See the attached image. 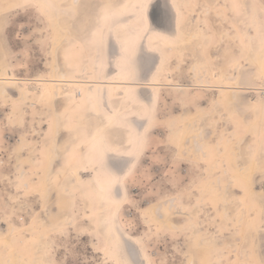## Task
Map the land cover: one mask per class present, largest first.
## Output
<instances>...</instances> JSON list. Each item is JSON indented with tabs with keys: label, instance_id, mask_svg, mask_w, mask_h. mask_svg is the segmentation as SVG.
Listing matches in <instances>:
<instances>
[{
	"label": "rangeland",
	"instance_id": "374dc122",
	"mask_svg": "<svg viewBox=\"0 0 264 264\" xmlns=\"http://www.w3.org/2000/svg\"><path fill=\"white\" fill-rule=\"evenodd\" d=\"M74 1V7L69 0L59 14L52 13L50 21L31 0H0L1 72L10 66L16 76L31 79L20 86L30 84L35 90L23 97L16 86L3 84L7 92L0 93V234L4 235L0 264H31L29 259L32 264H117L111 223L142 241L151 264H261L264 128L255 120L257 105L264 102V82L256 62V44L264 39V0H178L185 24L183 57L172 53L160 79L166 82L168 77L192 87L161 88L146 149L125 179L128 203L117 217L116 204L103 193L100 181L108 177L97 170L96 149L82 148L92 134L85 132L87 114L68 112L65 122L63 113L72 100L58 97L55 105L61 123L55 136L51 97L43 94L49 85L38 87L35 80L49 78L55 64L67 76L92 68L93 45L102 40L119 4ZM136 1L126 2L134 6ZM163 10L165 0H159L151 13L159 25L166 24L160 19ZM202 28L211 35L205 54L217 77L234 75L235 62H243L240 83L250 86V91L231 92L235 105L224 104L226 96L216 87L200 86L209 80L210 70L198 59ZM86 31L95 41L89 42ZM110 44L113 59L118 51L114 41ZM109 71L114 72V66ZM216 78L211 80L213 86L226 85L224 78ZM97 116L100 124L105 121L103 115ZM137 121L141 130L146 120ZM240 136H245L244 141H239ZM194 138L201 142L198 151L191 146ZM51 144L55 158L48 171ZM231 150L236 151L234 157ZM47 182L49 193L42 196ZM115 190L120 193L119 187ZM244 209L246 215L241 214ZM255 222L258 230L251 228Z\"/></svg>",
	"mask_w": 264,
	"mask_h": 264
},
{
	"label": "bare ground",
	"instance_id": "6f19581e",
	"mask_svg": "<svg viewBox=\"0 0 264 264\" xmlns=\"http://www.w3.org/2000/svg\"><path fill=\"white\" fill-rule=\"evenodd\" d=\"M31 1L38 6L42 14H45L47 16L48 20L52 21L51 14H59L61 7L68 4L69 0H66V3L60 2V0ZM72 1L73 2L71 4L73 5H71L70 7H74L75 3H77L74 0ZM126 1L127 0H116V2L119 4V9L114 13L116 14V16H113L111 25H109L108 30L106 29L107 32L104 34V36L102 35V40H99L100 42L97 41V44L94 43L95 45H93L94 49L92 51L93 64L91 66V70L81 71L80 73H74L72 76H67L64 72H58V70H60L59 66L55 64L54 69L52 70V74L49 78L35 79L37 83H39L38 87L42 86L40 84L49 85L48 91H45L43 94L48 92L51 97L52 108L50 109H53L54 113V119H52V121L54 124L55 136L59 134V126L61 123V115L57 111L55 105L56 99L58 97H66L67 99L72 100V105H69L70 109H68V111L66 110L63 113L65 122L69 121L66 120L67 118L69 119L70 113L68 114V112L72 113L77 110L83 112V114H87L88 125L85 132H92V134L91 136L88 135V138L85 137L86 141L84 142L82 148H86L87 150L89 146H91L96 149L95 152L98 158H96L98 161L97 170L104 172L106 176L110 178L109 180L108 178H103L100 182L103 186V193L105 194V197L108 200L114 202L116 204L115 206H117L116 210L114 211L115 217H117L118 211L121 209V207L124 204L128 203L129 197L125 179L127 176L132 174L139 158L146 149L149 131L155 121L156 104L160 99L161 88L173 87L178 90H187L192 87V84L174 82L173 80L168 79V77L166 82H162L160 79L161 72L166 68L164 67V64L172 53H177L179 57H183L184 49L182 47V43L185 39V24L180 5L178 4V0H166L169 10L166 11L167 15L164 18V20H166V24L163 23L162 25H159L153 18V14H151L154 5L159 0H137L134 3V6H131V2ZM120 4L123 5L121 6ZM240 6L241 5H239V8ZM241 7L242 9L245 8L244 5H242ZM246 13L247 11L244 12V14ZM125 16H130L127 21H123L122 19ZM93 22H95V20ZM53 28L55 33L59 34L57 30V28L59 27L56 28L53 25ZM86 32L88 33V31ZM90 32H93V29L90 30ZM64 33L66 34L65 36L67 39V37L70 36V32L66 30ZM87 36L89 37V42L95 41V37L92 34L88 33ZM198 36H200V38L202 39L200 43L202 57L200 55L198 59L201 60L203 66H207L210 68V65L212 64L205 54V49L211 35L206 33L202 28L198 31ZM261 40L262 42H257L256 44L258 49L256 51V62L258 63V67H260V74L264 82V39ZM111 41H114L118 51V55H116V57L113 59L110 58L112 53L110 44ZM250 44L252 45L251 41ZM63 60L64 64H66L67 60L65 56H63ZM235 63L236 67L234 66V75L230 74V76H227L226 74H224L220 77L218 76L220 80L224 78L226 85L218 84L213 86L211 84V80H215V78L217 77L216 71L212 68H210L209 72H207L209 78L207 83L200 84V86L206 89H212L216 87L220 90V92H224V95L226 96L224 104L229 106H231V102L234 103L232 101L234 99L231 92L250 91V86H242V82L240 83V73L243 67V62L239 60V62L236 61ZM259 64L261 65L259 66ZM111 66H114L115 68V71L112 73H110L109 71ZM1 68L2 67L0 66L1 94L7 92V89L4 86L5 84L16 86L23 97H27L33 91L35 93V90L31 89V87L29 86L30 84L24 87L20 86L21 82H25L27 84L29 83V81H31V79L16 76L15 72L10 66L7 68L6 73L1 72ZM140 77L142 78V81H145L147 83L149 82L148 87L139 88L137 81H141ZM257 88L258 87L253 88V91H256L255 89ZM235 104L236 103H234V105ZM257 108L258 115L256 117L255 124L263 130L264 102L258 104ZM232 110L233 112L238 113V109L236 110V107ZM97 115H103L105 121L100 124V120ZM135 117H138V120H146V123L141 130H139L138 121ZM71 131L72 134H74V130L72 129ZM194 139V143L190 145L192 147H195V151H198L199 148H197V146H201V142L196 138ZM244 139L245 136L239 137V141H244ZM259 141L261 140L259 139ZM51 145L53 146H51V150L48 155V171H50V169L52 170L51 167L55 158V150L53 149L54 144ZM235 152V150H231L230 154L234 157L236 155ZM122 158L127 159L124 160ZM77 171H80V168H77L76 172ZM249 179L250 178H248V181ZM50 185V182L45 183V185L41 189L42 196H46L49 193L51 187ZM115 187H119L120 193L117 194ZM248 193L250 196H252L251 190H249ZM260 205L262 204L260 203ZM241 214L246 215V210L244 209L243 213L241 211ZM153 217H155V215ZM258 226V223L255 222L251 225V228L252 230H258ZM110 228L112 232V238L114 239V243L116 244V256H114V258L117 257V261H123L127 259L126 252L128 247L134 246L139 253L138 259L142 260L143 264H151L150 258L143 248L144 246H142L141 244L142 241L140 242L138 240V237L130 234L129 231L127 232L123 230V228H121L117 223H111ZM11 234L13 235V233ZM2 237L4 238V235L0 234V240L2 239ZM113 251L114 250H112V252ZM240 255V252H238V256ZM31 260L29 259L27 261H30V263L32 264L33 261L31 262ZM259 262H261V264H264V261L262 260H260Z\"/></svg>",
	"mask_w": 264,
	"mask_h": 264
},
{
	"label": "snow or ice",
	"instance_id": "6c2138e0",
	"mask_svg": "<svg viewBox=\"0 0 264 264\" xmlns=\"http://www.w3.org/2000/svg\"><path fill=\"white\" fill-rule=\"evenodd\" d=\"M166 8H167V2L165 0V10L162 11V14L160 17L161 22H163L164 18L167 15ZM126 256H127V259L123 261H118L117 264H143V261L138 259L139 253H138V250L134 246L128 247Z\"/></svg>",
	"mask_w": 264,
	"mask_h": 264
},
{
	"label": "flooded vegetation",
	"instance_id": "af4514ba",
	"mask_svg": "<svg viewBox=\"0 0 264 264\" xmlns=\"http://www.w3.org/2000/svg\"><path fill=\"white\" fill-rule=\"evenodd\" d=\"M141 81H137L138 82V85H139V88H146L149 86V82H145V81H142V78L140 77ZM158 104V102H157ZM157 104H156V107H157ZM136 119H138V117H135Z\"/></svg>",
	"mask_w": 264,
	"mask_h": 264
}]
</instances>
